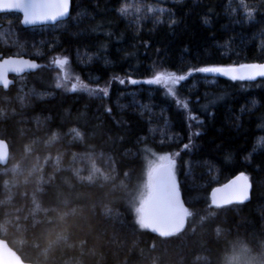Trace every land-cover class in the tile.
Segmentation results:
<instances>
[{"label":"trees","instance_id":"16d2710c","mask_svg":"<svg viewBox=\"0 0 264 264\" xmlns=\"http://www.w3.org/2000/svg\"><path fill=\"white\" fill-rule=\"evenodd\" d=\"M0 22L14 34L0 38V53L40 64L0 89L11 150L0 167V238L25 262L264 264V149L254 151L264 78L195 71L264 62V0H72L70 17L52 26L25 28L17 13ZM162 70L187 77L175 96L145 83ZM162 154L191 213L168 237L141 228L136 212L146 163ZM238 173L253 183L251 200L212 206L210 191Z\"/></svg>","mask_w":264,"mask_h":264},{"label":"snow or ice","instance_id":"6c2138e0","mask_svg":"<svg viewBox=\"0 0 264 264\" xmlns=\"http://www.w3.org/2000/svg\"><path fill=\"white\" fill-rule=\"evenodd\" d=\"M129 5H124L120 8V14H129ZM19 11L23 13V23L37 24L47 22H57L66 17L69 12V0H0V12H12ZM139 7L136 8V12H140ZM148 11L150 13H156L163 11L162 9H156L149 6ZM249 17L253 15V12L247 13ZM162 22V21H158ZM174 23V21H173ZM54 63L64 69L69 63L66 57L57 58ZM36 65L31 61L24 60L22 58H9L0 63V80H2L5 88L8 87V80L4 79L6 71L22 72L25 69L35 68ZM200 73H213L221 74L230 77L232 80H254L257 76L264 77V64H240L238 66H209L195 69ZM191 75V72L188 73ZM185 75H178L174 72H168L162 70L156 72V74L145 81L148 84L163 85L167 88L169 94L175 96V85L180 81L185 80ZM79 78L77 77V80ZM132 83H137L133 80ZM120 83H124L123 80ZM61 85L58 83L57 85ZM80 87L84 90L92 91L88 89V85L81 83ZM71 91L77 90V85L73 84ZM107 95V89H100ZM179 103V101H178ZM183 107L187 108V102H183ZM195 120L196 117H190ZM75 131V130H74ZM199 135V133H196ZM79 137L81 134L76 132ZM55 138V137H54ZM188 145H185L187 148ZM264 149V137L260 138L255 146V150ZM251 155V154H250ZM166 159L165 157L161 158ZM175 161L167 159V163H161L157 167L153 168L149 172L148 176V195L141 200L140 206L136 209L138 215V223L141 228L151 229L153 232L159 233L162 237H168L175 233L180 232L185 223V217L191 213L184 207L180 201L173 168ZM248 177L241 173L236 180L232 181L230 185L225 186V189H216L213 192V204L217 207L225 204H231L234 200L244 201L247 200L250 184L248 183ZM244 183L239 184V181ZM235 185V189L231 192L226 189ZM219 194V195H218Z\"/></svg>","mask_w":264,"mask_h":264},{"label":"water","instance_id":"95a60500","mask_svg":"<svg viewBox=\"0 0 264 264\" xmlns=\"http://www.w3.org/2000/svg\"><path fill=\"white\" fill-rule=\"evenodd\" d=\"M71 9H72V0H69V12H68V15L66 17L62 18L61 20H59L57 22L37 23V24H28V25H25L23 23V13L22 12H19V11L0 12V15L1 14H7V13H17V14H19L21 16V24L23 25V27L32 28V27H40V26H52V25H55V24H57L59 22L66 21L70 17ZM1 27H2V23L0 22V28ZM9 58H22L24 60L31 61L32 63H34L36 65V67L35 68H31V69H25L24 71L18 72V73L17 72H12V71H6L5 74H4V79L8 80V87L5 88L4 85H3L2 80H0V89H3L5 91H8L12 86L15 85V83H16L15 78L16 77L31 74L33 72H36L40 68L39 62L37 60L33 59V58H30V57H27V56H23V55H8V56L5 55L4 56L2 53H0V63H3L4 60H7ZM252 64H264V62L263 63H252ZM208 74L214 75V76H218V77H222V78H226V79H231L230 77L224 76V75H221V74H213V73H208ZM260 78H264V77L257 76L254 80H235V81H256V80H258ZM10 153H11V150H10V146H9L8 142L6 140L0 138V167H6L9 164ZM173 173H174V176H175V181H176V185H177V190H178V193H179L180 201H181V203L184 205V207L189 212L188 206L186 205L184 197L182 195V192H181V189H180L179 180H178V178H177V176L175 174L174 168H173ZM240 174L241 173H238V174L232 176L226 183H224L222 185H218V186L214 187L210 191V203H211L212 206L217 207L216 205L213 204V192H214V190H216L218 188L219 189H225V186L230 185L232 181L236 180V178L238 176H240ZM246 176L248 177V175H246ZM238 183L242 184V183H244V181L241 180ZM248 183L250 184V189H249V192H248V197L249 198L247 200L242 201V202L239 201V200H234L231 204H245V203H248L251 200V198H252V190H253V183L250 180V178L248 179ZM235 187L236 186L233 185L231 188L226 189V191L231 192V191H233L235 189ZM231 204L221 205L220 207H224V206L231 205ZM188 217H189V215L185 217V223H184L183 229L187 225ZM149 230L152 231L151 229H149ZM154 233L159 235V233H156V232H154ZM0 264H33V263L25 262L22 259V257L18 254V252L16 250H14L5 239L0 238Z\"/></svg>","mask_w":264,"mask_h":264},{"label":"rangeland","instance_id":"374dc122","mask_svg":"<svg viewBox=\"0 0 264 264\" xmlns=\"http://www.w3.org/2000/svg\"><path fill=\"white\" fill-rule=\"evenodd\" d=\"M158 9V8H157ZM6 33V34H5ZM4 35H10L13 37L14 34H12L10 29H6L5 32H0V38H3ZM214 82V80H212ZM162 157H165L166 159H161ZM167 159H171V157H169V155L166 154H162L159 156H156L150 160L147 161L146 163V170L147 172H150L153 168L157 167L158 165H160L161 163H166ZM16 169V168H15ZM7 172V171H6ZM239 264V263H238Z\"/></svg>","mask_w":264,"mask_h":264}]
</instances>
